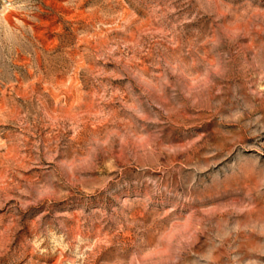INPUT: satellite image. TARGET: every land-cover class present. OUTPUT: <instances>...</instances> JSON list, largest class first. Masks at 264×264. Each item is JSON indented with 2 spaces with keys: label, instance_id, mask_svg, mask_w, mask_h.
<instances>
[{
  "label": "rangeland",
  "instance_id": "1",
  "mask_svg": "<svg viewBox=\"0 0 264 264\" xmlns=\"http://www.w3.org/2000/svg\"><path fill=\"white\" fill-rule=\"evenodd\" d=\"M0 264H264V0H0Z\"/></svg>",
  "mask_w": 264,
  "mask_h": 264
}]
</instances>
